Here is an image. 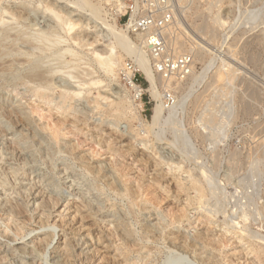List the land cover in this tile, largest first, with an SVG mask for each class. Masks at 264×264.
<instances>
[{
  "label": "rangeland",
  "instance_id": "obj_1",
  "mask_svg": "<svg viewBox=\"0 0 264 264\" xmlns=\"http://www.w3.org/2000/svg\"><path fill=\"white\" fill-rule=\"evenodd\" d=\"M49 1L56 3L46 0L47 3ZM121 1L124 4L131 2ZM31 2L0 0V50L7 49L0 62L10 58L13 60L16 56L29 60L37 57L35 59H40L45 69L51 66L53 71L50 75L56 81L53 84L57 85L49 84L42 89L46 90L44 94L51 97L48 101L50 97L41 99L29 91L34 85L20 84L22 76L32 67L29 63L17 64L6 74L0 71V207L9 209L21 206L23 211L18 216L12 214L11 208L5 214L0 208V264H264V253L260 252L264 242L248 236L242 240L241 232L229 230L223 223L227 214L231 217L233 212L243 209L249 215V220L245 223L239 220L241 226L247 225L254 233L264 236V149H261L264 147V13L258 23L255 24L253 20L255 15L264 11V0H183L181 4L178 0H172L176 17L188 32L184 37L187 44L194 42V45L205 48L203 57L195 62V71L201 74L210 66V58H214V62L211 63L210 75L204 81L193 86V80H188L179 92L175 91L176 86H173L174 90L170 89L175 99H184L190 93L193 95L179 120L178 131H168L163 140L156 138L155 131L147 132L133 118L134 112L130 110L124 112L126 114L119 125L114 116L107 118L106 113L111 108L109 104L113 100L116 103L121 101V97L115 93L120 85L128 84L124 80V73L114 77L96 65L93 53L108 49L113 42L101 27L87 25V22L83 24L80 30L85 35L82 45L71 48L69 37L60 26H56V20L50 15H45L43 32H39V38L35 41L29 20L20 23L5 18L6 22L1 21L6 7H30ZM209 4L215 14L208 11ZM105 8L111 14L118 15V9L112 3L105 5ZM125 8L126 5L119 15L121 27H126L128 22ZM203 8L207 22L211 21L209 24L212 23L213 27L216 18L223 17L225 24L217 30L216 38L210 36L214 31L200 34L192 27V23L200 25L203 22L200 15L196 16L199 13L194 14L195 9L203 11ZM74 14L79 15L73 16L74 20L84 21L87 13ZM192 18L196 19L193 21ZM235 22L239 24L236 26ZM3 30L12 32L10 35L21 34V39L14 36L6 38V31ZM28 38L37 45L34 53L27 44H23ZM75 59L80 61L76 62ZM126 64L127 68L134 65L130 60H126ZM225 65H228L227 68ZM220 67L230 69L236 74L235 79L218 87L213 84L214 89L210 88V82L214 83L212 75ZM127 68L126 71L133 73L138 71L135 66L132 68L134 70ZM74 76L78 78L73 79ZM136 79V84L144 91L138 100V104H141L138 108L140 116L149 123L155 102L147 92L149 83L140 71L136 73ZM72 80L90 83L78 87L80 83L75 84ZM94 80H100L101 84L91 85ZM192 87L195 88L191 92ZM164 90L169 91L165 88L163 94ZM62 94L71 96L73 101L63 106L59 98H55ZM128 95V101H133V94ZM195 95L196 98L202 95L200 101L195 99ZM105 96H111L110 100H103ZM96 101L102 107H98ZM211 113L219 120L220 117L224 118V122L234 120L232 116L236 115V122L232 120L230 125H234H228L227 129L223 122L217 127L208 126V132L216 133L214 139H197L195 144L202 159L191 160V156L184 155L174 145V137L178 134L188 138L196 127L204 131L198 122L204 114ZM15 114L25 120L23 118L22 122ZM228 117L231 119L228 120ZM54 135L59 139L55 140ZM259 142H263L262 145ZM200 164H205L208 174L212 173L219 186L225 189L224 197L221 196L225 216L223 213L217 216L208 213L197 203L190 182L194 180L192 178L199 180ZM259 211L263 212V217ZM126 229L132 236L129 247L120 237ZM24 246L29 254L22 253ZM126 251L130 252L127 261L123 255ZM67 253L72 255L68 256L69 260ZM211 256L215 259L212 260Z\"/></svg>",
  "mask_w": 264,
  "mask_h": 264
},
{
  "label": "bare ground",
  "instance_id": "obj_2",
  "mask_svg": "<svg viewBox=\"0 0 264 264\" xmlns=\"http://www.w3.org/2000/svg\"><path fill=\"white\" fill-rule=\"evenodd\" d=\"M24 1V0H22ZM31 4L32 6L28 7V6H22L21 8H8V9H4V16L1 17L4 20L5 18H10L12 19L13 21H19L20 23L22 21H26V20H29V23L28 25H30V28H31V35H32V39L35 41L37 40V37L39 38V34L41 33V31L43 32V26L42 24L44 25V21H45V15H50L52 16L55 20H56V26H60L63 30V33H65L66 37L68 36L69 37V41L71 42V48L72 47H77V46H80L82 45L81 42H83L82 39H84L85 35L83 34L81 30V28H83V24H85L86 22L88 23L87 25L89 24H93L95 27H101V29L103 30V32H106L110 37H111V40H113V42L109 45L108 49L106 50H103L101 49V51H97V52H94V56L96 58V65L102 69V70H105L107 71L109 74L113 75L114 77L115 76H118V74H123V77H124V80L125 82H127L128 86L125 85V86H121L119 87V89L117 90L118 92L115 93L116 95H119L121 97V101L116 103V101L114 102L113 100V103L109 104V106H111V108H109L110 110L108 111V113H106L108 117H111V116H114L115 117V121H116V124L119 125L122 121H123V117L125 116L126 113H124L125 111H128L130 110L134 116L133 118L134 119H137L140 124H142L144 126V128L147 130V132H153L155 131V136L157 139L159 140H163L165 139L164 136H166L165 134L170 131V130H175L176 128H179V124H180V121L181 120L180 118L184 115L185 113V110H186V106L191 102V95H193V93H190V95H188L187 97H185L184 99H180V98H176V103L173 107H167V105L165 104V96L163 94V89H172L175 91H178L181 90V88L183 87V85L186 83V82H180L178 80H176L175 78H171V79H165L163 76H161L155 66H154V60H153V56L150 52V48H149V43H148V39H147V36L145 33H142L140 31H137L136 29H134L133 27V16H132V19L131 21L126 25V27H121L120 24H119V15L121 14V12H123V9L125 7V4L123 1L121 0H98V2L96 1H91V0H52V1H55L56 3L53 4V2L49 1V3L46 2V0H31ZM48 1V0H47ZM186 1V0H184ZM190 1V0H189ZM193 1V0H192ZM195 1V0H194ZM200 1V0H198ZM216 1V0H215ZM178 2L181 4L183 3V0H178ZM214 2V1H212ZM220 2V1H218ZM217 2V3H218ZM34 3V4H33ZM38 3V4H37ZM114 5L115 8L118 9V15H113L111 14L107 8H105V5H109L111 4ZM188 3V2H187ZM194 3V2H193ZM192 3V4H193ZM207 3V1H206ZM210 3V2H209ZM215 3V2H214ZM214 3H211V4H214ZM66 5V6H60V5ZM211 4L210 7H208V11L209 12H212L213 8L211 9ZM16 5V4H15ZM27 5H28V2H27ZM57 5V6H56ZM195 5V4H194ZM198 5V4H196ZM216 5V4H215ZM19 6V5H18ZM193 6V5H192ZM202 6V5H201ZM213 6V5H212ZM15 7V6H14ZM181 7V6H180ZM194 7V6H193ZM196 7V6H195ZM194 7V8H195ZM199 7V5L197 6V8ZM217 6H215L214 9H216ZM2 9V8H1ZM187 9V8H186ZM201 9V8H200ZM200 9L196 10L195 13H199L198 15L196 16H201V20H203V22L199 25H196V23H192V27L195 28V30L200 33V34H207V33H212L214 31L213 34H211L210 36L213 38L216 36L217 33V30L219 29V27H224L222 26V24H225L224 23V20L222 21V18L223 17H220L218 16L216 18V21L214 19V23H215V26L213 27V24L211 23V25L207 22L206 19V14H205V9L203 11H200ZM188 10L190 11L191 10V7H188ZM202 10V9H201ZM192 11V10H191ZM87 13L86 14V17L84 18V21L83 19H79V20H74L73 19V16H79V15H76L74 13ZM186 12V11H185ZM214 12V11H213ZM212 12V13H213ZM221 12V11H219ZM187 13V12H186ZM186 13H184L185 15H187ZM264 11H260V14H256L257 15H252L254 16L253 17V20L255 21V24L256 22L258 23V20L260 19V16L261 14H263ZM193 14V13H191ZM215 14V12H214ZM253 14V13H251ZM3 15V14H2ZM184 15V16H185ZM264 15V14H263ZM84 15L81 16V18H83ZM251 16V17H252ZM44 18V20L42 21V19ZM46 18L48 19V17L46 16ZM189 18H190V15H189ZM198 18V17H196ZM195 18V19H196ZM78 19V18H77ZM187 19V18H185ZM184 19V20H185ZM193 19V18H192ZM193 19V21L195 20ZM239 19V18H237ZM263 19V18H262ZM5 21V20H4ZM182 21V20H181ZM186 21V20H185ZM198 21V20H197ZM261 21V20H259ZM6 22V21H5ZM28 22V21H27ZM51 22V21H50ZM184 22V21H183ZM213 22V20H212ZM227 22V21H226ZM237 22V21H236ZM235 22V24H236ZM251 22V21H250ZM11 23V22H10ZM47 23V22H45ZM185 23V22H184ZM1 24V23H0ZM23 24V23H22ZM239 24V22L236 24V26ZM245 24V23H244ZM253 24V22H252ZM17 25V24H16ZM55 26V25H54ZM55 26V28H56ZM86 26V25H85ZM235 26V25H234ZM255 26V25H254ZM190 27V28H192ZM2 28V27H1ZM19 28V27H18ZM58 28V27H57ZM90 28V27H89ZM187 28V27H186ZM212 28V31L210 30ZM233 28V27H232ZM59 29V28H58ZM184 29V26L183 24L181 25V22L179 21V19H177L176 17V21L175 23H173L172 25L166 27L165 31H164V34L166 35V38H167V47L170 49V53L172 52L173 54L177 55V56H180V55H186V54H191L193 55L194 57V60L195 62L203 57V55L205 54L204 50L205 48L201 47V46H196L194 45L193 43H190L189 45L187 44V42L185 41L184 37L185 36V32L188 33L185 29V31L183 30ZM193 29V28H192ZM191 29V30H192ZM231 29V27H230ZM13 30V29H12ZM15 30V29H14ZM24 30V29H23ZM29 30V29H28ZM27 30V31H28ZM98 30V29H96ZM223 30V29H222ZM233 30V29H231ZM3 31H6V30H3ZM178 31V32H177ZM219 31V30H218ZM40 32V33H39ZM222 32V31H221ZM24 33V32H23ZM38 33V35L36 34ZM195 33V32H194ZM4 34V33H3ZM12 34V32L10 33L9 31L7 32L6 31V38L7 37H16V39L20 38L22 35L21 34H18L17 36L16 35H10ZM30 34V33H29ZM51 34V33H49ZM61 34V33H60ZM225 34V33H224ZM29 35V36H31ZM46 35V34H45ZM59 35V34H58ZM96 35V34H95ZM188 35V34H186ZM43 33H42V36L43 37ZM56 36V34H55ZM60 36V35H59ZM189 36V35H188ZM187 36V37H188ZM218 36V34H217ZM31 38V37H30ZM61 38V37H60ZM193 38V37H191ZM214 38V39H215ZM9 39V38H8ZM21 39V38H20ZM25 39V38H24ZM32 39H29L27 41H24L23 44H27L28 47L30 49H33V53L34 51L36 50L37 48V45L34 43V41H32ZM44 39V38H43ZM109 39V38H108ZM210 39V38H209ZM213 39V40H214ZM7 40V39H6ZM58 40H59V37H58ZM61 40V39H60ZM190 40V38H189ZM5 41V40H3ZM10 41V40H8ZM18 41V40H17ZM44 41V40H43ZM57 41V40H56ZM63 41V39H62ZM193 41V40H192ZM191 41V42H192ZM196 41V40H194ZM2 42V41H1ZM16 42V41H15ZM19 42V41H18ZM39 42H40V39H39ZM65 42V41H64ZM4 44V42H2ZM1 43V44H2ZM17 43V42H16ZM14 43V44H16ZM42 43V42H40ZM58 43V42H57ZM61 43V42H60ZM8 44V42H7ZM6 44V45H7ZM10 44V43H9ZM8 44V45H9ZM59 44V43H58ZM67 44L69 45V43L67 42ZM86 44V43H85ZM54 45V44H53ZM63 46V45H62ZM61 46V47H62ZM84 46V45H83ZM10 47V46H9ZM12 47V46H11ZM21 47V46H20ZM19 47V48H20ZM205 47V46H204ZM1 48V47H0ZM7 48V47H6ZM15 49L16 46L14 47ZM24 48V47H23ZM56 48V47H55ZM60 48V47H59ZM58 48V49H59ZM70 48V49H71ZM13 49V48H12ZM11 49V50H12ZM39 49V48H38ZM51 49V48H50ZM49 49V50H50ZM66 49V48H65ZM3 50V51H2ZM0 50V57L2 56V54H4V52L6 51L7 53V49L4 50L2 49ZM11 50H8L10 51L11 53ZM18 50V49H17ZM97 50V49H95ZM22 51V50H21ZM31 51V50H30ZM37 51V50H36ZM39 51V50H38ZM60 51V50H59ZM63 51V50H62ZM12 52H14V50H12ZM18 52V51H17ZM23 52V51H22ZM57 52V51H56ZM64 52V51H63ZM72 52V50H71ZM31 53V52H30ZM66 53V51H65ZM63 53V54H65ZM74 54V52H72ZM76 53V52H75ZM12 54V53H11ZM23 54V53H21ZM41 54V53H40ZM43 54V52H42ZM58 54V52H57ZM78 54V53H77ZM28 55V54H27ZM26 55V56H27ZM33 55V54H32ZM36 55V54H35ZM61 55V54H60ZM76 55V54H75ZM210 55V54H208ZM9 56V55H7ZM6 56V57H7ZM21 56V55H20ZM42 56V55H40ZM58 56V55H57ZM69 56V55H68ZM79 56V54H78ZM77 56V57H78ZM10 57V56H9ZM17 57V56H16ZM14 59L13 57V60L10 58V60H5L4 62H0V71L5 73L8 72V71H12V67H17L15 65L17 64H21V65H24V63H29V65H31V69L26 72V74H24L22 76V83H19L21 85H27V84H31V85H34V87H32L29 91L32 93V94H35L37 95L38 97H40L41 99H48V95L44 94L43 91H46V90H43L42 89H46V87L50 85L52 86H55L57 84H53L54 80L52 78V76L50 75L52 73V69H51V66L50 68H44L42 65H41V60L40 59H35L37 57H33L32 59L33 60H29L27 57V59L25 58H16ZM44 57V55H43ZM49 57V56H48ZM51 57V56H50ZM209 57V56H208ZM212 57V56H211ZM39 58V57H38ZM46 58V57H45ZM79 58V57H78ZM31 59V58H30ZM60 59V58H59ZM69 59V57H68ZM2 60H3V57H2ZM1 60V61H2ZM43 60V59H42ZM51 60V59H49ZM76 60V59H75ZM83 60V58H82ZM126 60H130L135 66V68L140 71L145 79L147 80V82L149 83V88L147 89V92L150 94L151 98L153 99V101L155 102V106L153 108V115H152V119H151V122H144L142 119H141V116H140V111H139V107L141 104H138V100H140V96L143 92V89L142 88H139L137 85H135L132 81V78H133V72L128 70L126 71V68H127V64H126ZM202 60V59H200ZM211 60V63L214 62V58H210ZM209 60V61H210ZM52 61V60H51ZM73 61V60H72ZM77 61H80V60H76ZM94 61V60H93ZM48 62V61H47ZM74 62V61H73ZM46 63V62H45ZM211 63L209 62L210 66L209 67H206L203 72L201 74H198L195 70H193V73H192V76L190 77L189 80H193V86L194 84H199L202 80L204 81L205 78H207L209 75H210V68H211ZM48 64V63H47ZM46 64V66H47ZM66 64V63H65ZM195 64V63H194ZM44 65V64H43ZM63 65V64H62ZM79 65V64H77ZM76 65V66H77ZM196 65V64H195ZM230 65V64H228ZM228 65H225V67L227 68ZM45 66V67H46ZM19 67V66H18ZM29 67V66H28ZM61 66H59L58 68H60ZM223 67H224V64H223ZM196 68V67H195ZM230 68V67H229ZM27 69V68H26ZM128 69V68H127ZM234 69V68H232ZM59 70V69H58ZM93 70V69H92ZM18 71V70H17ZM24 71V70H23ZM56 71V70H55ZM233 71V70H232ZM15 72V70H14ZM61 71H58V73H60ZM64 72V71H63ZM235 72V71H234ZM10 73V72H9ZM19 73V72H18ZM17 73V74H18ZM54 73V72H53ZM93 73V72H92ZM95 73V72H94ZM236 73V72H235ZM49 74V75H48ZM88 74V73H87ZM234 73L231 72L230 69L228 70H223V68H218L214 75H212V77L214 76V83L210 82L211 84L209 85L210 88L213 87V84L214 86L218 87L221 83H225L226 81L229 82L232 78H234V75H232ZM53 75V74H52ZM61 75V74H59ZM56 76V75H54ZM1 77V76H0ZM9 77V75L7 76ZM71 77V76H70ZM113 77V78H114ZM10 78V77H9ZM73 79H77L78 77H72ZM82 78V76L80 77ZM86 78V76H85ZM117 78V77H116ZM235 79V78H234ZM234 79L232 81H234ZM7 80V79H6ZM79 80V79H78ZM191 80V82H192ZM5 81V79H4ZM74 81V80H72ZM80 81V80H79ZM75 82V81H74ZM85 81H82V82H75V84L77 83H80L78 87L82 86V85H86V84H89V83H84ZM188 82V81H187ZM6 83V82H5ZM8 83V82H7ZM56 83V81L54 82ZM232 83V82H231ZM101 84V81L98 80V81H93L91 85H94V86H97ZM123 84V83H122ZM187 84V83H186ZM229 84V83H228ZM3 85V84H2ZM19 85V84H18ZM36 85V86H35ZM118 85V84H117ZM222 85V84H221ZM231 85V84H230ZM5 86V85H4ZM29 86V85H28ZM173 86H176V88L173 89ZM192 86V85H191ZM207 86V88L209 87ZM3 87V86H2ZM51 87V86H50ZM130 87V88H129ZM215 87V88H216ZM8 88V87H7ZM11 88V87H10ZM52 88V87H51ZM118 88V87H117ZM195 88V87H194ZM194 88L192 87V90L191 92L194 90ZM208 88V89H210ZM15 89V88H14ZM19 89V88H18ZM48 89V88H47ZM50 89V88H49ZM53 89V88H52ZM77 89V88H76ZM214 89V87H213ZM212 89V90H213ZM1 90V89H0ZM2 91V90H1ZM48 91V90H47ZM174 91V92H175ZM184 91V90H183ZM211 91V90H209ZM227 91V90H226ZM171 92V91H170ZM173 92V91H172ZM182 92V91H181ZM80 92H76L75 94H79ZM131 96L132 95V98H133V101H128V97L129 95ZM173 94V93H172ZM178 94V93H177ZM176 94V95H177ZM180 94V93H179ZM125 95V97H123ZM175 95V96H176ZM99 97H102L100 94H99ZM110 97L111 96H105L103 97L102 99L103 100H110ZM177 97V96H176ZM198 97V96H197ZM55 98H59V101L60 103L65 106V104L67 103H71L73 101V98L70 96H64L62 94V96H59V97H55ZM54 98V99H55ZM191 98V99H190ZM202 98V95L200 98H196V95H195V99H199L198 101H200V99ZM51 97L49 98L48 101H50ZM53 99V100H54ZM117 99V98H116ZM97 100V99H96ZM57 101V100H55ZM195 101V100H194ZM90 103V102H89ZM92 103V102H91ZM96 105L98 107H102L101 103L96 101L95 102ZM115 103V104H114ZM196 104V102H195ZM60 105V104H59ZM61 106V105H60ZM67 106V105H66ZM197 106V105H196ZM21 107V105H20ZM19 107V108H20ZM16 108V107H15ZM97 108V107H96ZM10 109V108H9ZM6 110V109H5ZM10 111V110H9ZM20 111V110H19ZM22 111V110H21ZM24 111V110H23ZM4 112V110H3ZM6 112V111H5ZM13 114L16 113L15 111H12ZM8 113V112H7ZM6 113V115H8ZM24 113V112H23ZM26 113V112H25ZM17 114H19V112H17ZM15 114V115H17ZM22 114V113H21ZM212 114V113H211ZM211 114H207L200 118L201 120H199L198 123L201 124V126L203 127L202 129H204V131L201 132V129L196 127L195 130H193V133H192V136L188 137V138H183L181 136H179L177 133V137L175 136L174 137V145L184 154V155H187L188 157H192L190 158L191 160H197L202 159V154L200 153L197 145L195 144L196 140L197 139H200L202 138L203 141H208V138L211 137L210 140H212L213 138V135H215L212 131H209L208 132V126H216L217 127V124H220V123H225L223 125L226 129H227V126L230 125L231 121L233 119H231L232 117H234V120H235V116L236 115H233L230 119L231 121H227L224 122L222 121V119L224 118H221L220 117V120L217 118L218 116H215V115H211ZM13 115V116H15ZM26 115V114H24ZM22 116V115H21ZM29 116V115H28ZM28 116H26L28 118ZM17 117H19L17 115ZM228 117V120H230ZM237 117V116H236ZM24 117H22L23 119ZM106 118V119H107ZM19 119H21L19 117ZM21 119V120H22ZM226 119V117H225ZM237 119V118H236ZM25 120V118H24ZM22 120V122L24 121ZM105 120V119H104ZM233 120V122H234ZM18 121V120H17ZM16 121V122H17ZM15 122V121H14ZM21 122V121H20ZM27 122V121H26ZM236 122V120H235ZM222 123V124H223ZM15 124V123H14ZM25 124V123H24ZM198 124V126L200 125ZM221 124V125H222ZM231 125H234V123H232ZM230 125V126H231ZM220 126V125H219ZM223 126H221L222 128H224ZM229 126V128H230ZM28 127V126H26ZM200 127V126H199ZM173 128V129H172ZM228 128V129H229ZM232 128V127H231ZM230 128V129H231ZM210 129V128H209ZM157 130V132H156ZM181 130V129H179ZM224 130V129H223ZM176 131H178V129H176ZM182 131V130H181ZM226 132H228V130H225ZM224 131V134L225 136H227V134L225 133ZM180 132V131H179ZM204 132V133H203ZM220 132V131H219ZM57 133V132H56ZM218 134V133H217ZM53 135V134H51ZM58 135V134H57ZM57 135H54L55 137V140L56 139H59ZM217 136V135H216ZM219 136V135H218ZM224 136V138H225ZM264 136V134H263ZM262 137V136H261ZM214 139V138H213ZM219 139V138H218ZM209 140V141H210ZM258 141V140H257ZM262 141V140H261ZM264 141V139H263ZM261 143V142H259ZM263 143V142H262ZM261 143V145H262ZM216 144H214V151L216 150ZM257 144V143H256ZM260 145V144H259ZM258 145H256L255 147H257ZM264 146V144H263ZM15 147V146H14ZM261 148V147H260ZM261 149H264L261 148ZM15 150V149H14ZM254 151V149H252ZM257 151V150H256ZM264 151V150H263ZM73 152V151H72ZM213 152V151H212ZM260 152V151H259ZM215 153V152H214ZM241 152H239V155ZM237 154V153H236ZM235 155V154H234ZM243 155V154H242ZM250 155V154H249ZM233 156V154L231 155ZM237 157V156H236ZM240 157V156H239ZM238 157V158H239ZM242 157V156H241ZM234 158V157H233ZM198 164V162H197ZM205 164H200L199 165V171H200V178L199 180L197 178H192L193 175H192V180L190 182L191 184V189L192 191L195 192L196 194V200H197V203L198 205L203 209L205 210L206 212L208 213H212L213 215L217 216L218 214L220 213H223V215L225 216V212H223V199L221 200V196L224 195L225 193V189L222 188L221 186H219L218 182L216 181L215 178H213L211 176V174L209 175L208 174V170H207V166L204 167ZM198 167V166H197ZM90 170V168H89ZM262 173V172H261ZM215 177V176H214ZM197 179V180H196ZM115 186V185H114ZM117 187V185H116ZM119 189V188H118ZM120 191V190H119ZM224 197V196H223ZM226 197V196H225ZM227 198H229L227 196ZM231 198V197H230ZM232 199V198H231ZM230 200V199H229ZM233 200V199H232ZM46 201V199H45ZM225 201V200H224ZM44 202V201H43ZM48 202V201H47ZM240 202V201H239ZM230 203V202H229ZM245 203V202H244ZM227 204V203H226ZM231 204V203H230ZM235 204V203H234ZM6 205V204H5ZM13 205V204H11ZM49 205V204H47ZM232 205V204H231ZM240 205V204H239ZM246 205V204H245ZM1 206V205H0ZM43 206V205H42ZM3 207V205H2ZM13 207V206H12ZM1 208V207H0ZM11 208V207H10ZM9 208V209H10ZM234 208V207H233ZM238 208V207H237ZM5 214V212L9 211L8 207L7 208H1ZM227 209V208H226ZM235 209V208H234ZM238 210V209H237ZM10 211L12 212V214H16V215H20L23 213L22 211V208L21 206H15L14 208H11ZM9 211V212H10ZM239 211V210H238ZM235 211L233 212L234 215L233 216H229V214H227L229 217H227L226 215V218H224L225 220H223V223L224 225L227 227V229H232V230H237V232H241L240 235L241 236V239L243 240L244 237L248 236L250 239H259L260 242H264V236H262L261 234L259 233H254V231H251L252 229H250V227L248 228L247 225H242L241 226V221L239 222V220H242L243 223H245V221L249 220L247 214L245 211H243V209L241 211ZM26 212V211H25ZM227 212V211H226ZM260 214L262 215V211H259ZM258 212V213H259ZM262 212V213H261ZM231 213V214H233ZM259 214V217L261 216ZM18 215V216H19ZM263 217V215H262ZM261 217V218H262ZM261 218H259L261 220ZM264 220V218H262ZM262 221V220H261ZM122 224V223H121ZM120 225V224H119ZM123 225V224H122ZM118 228V227H117ZM127 228V226H126ZM125 229V228H124ZM128 229V228H127ZM126 229V230H127ZM117 230V229H116ZM149 230V229H148ZM125 233L123 235H120V237L123 238L124 242L127 243L128 247L129 245H131L130 243V240H131V233L125 230H123ZM119 232V231H117ZM145 233V232H144ZM146 236V235H144ZM149 236V235H147ZM145 238V237H144ZM178 238V237H176ZM185 239V238H184ZM188 240V239H187ZM199 240V238H198ZM70 241V240H69ZM195 241V240H194ZM201 241V240H200ZM199 241V242H200ZM123 242V243H124ZM187 242V241H186ZM197 241H195L196 243ZM204 242V241H203ZM202 242V243H203ZM211 242V241H210ZM73 244V243H72ZM136 244V243H135ZM69 245V244H68ZM126 245V249L128 248ZM133 245V243H132ZM197 245V244H196ZM207 245H211V243H208ZM214 245V244H212ZM261 245V244H260ZM262 248L260 247V252L263 251L264 253V243L262 244ZM138 246V245H136ZM204 246V245H203ZM216 246V245H215ZM131 247V246H130ZM135 247V246H133ZM139 247V246H138ZM141 247V246H140ZM207 247V246H206ZM68 248V247H67ZM137 248V247H136ZM185 248V247H184ZM196 248V247H195ZM204 248V247H203ZM212 248H215L214 246ZM134 249V248H133ZM139 249V248H138ZM149 249V248H148ZM20 250V249H19ZM129 250V249H127ZM131 250V249H130ZM205 250V249H204ZM203 250V251H204ZM216 250V249H215ZM21 251V250H20ZM22 253L24 254H29V250L27 247L24 246V248H22ZM70 251V250H69ZM125 251V250H124ZM136 252V251H135ZM142 252V251H141ZM37 254V252H35ZM124 253V252H123ZM140 253V252H138ZM32 254V253H31ZM67 259H68V256L71 255L69 253H67ZM73 254V253H72ZM132 254V253H131ZM212 254V253H211ZM124 257H125V260L127 261V259L130 257V252L129 251H126L125 254H123ZM66 256V254H65ZM64 256V257H65ZM72 256V255H71ZM216 256V255H215ZM74 257V256H73ZM212 260L213 258L215 259L214 256H211ZM120 258V257H119ZM118 258V259H119ZM70 259V258H69ZM68 259V260H69ZM117 259V258H116ZM209 259V260H211ZM208 260V261H209ZM1 261V260H0ZM65 261V260H64ZM176 261V260H175ZM116 262V260H115ZM205 262V261H203ZM65 263V262H64ZM118 263V262H116ZM213 263V262H212ZM123 264V263H122ZM172 264H174L172 262ZM213 264H216L215 262ZM217 264H220V263H217Z\"/></svg>",
  "mask_w": 264,
  "mask_h": 264
},
{
  "label": "built area",
  "instance_id": "obj_3",
  "mask_svg": "<svg viewBox=\"0 0 264 264\" xmlns=\"http://www.w3.org/2000/svg\"><path fill=\"white\" fill-rule=\"evenodd\" d=\"M125 5V15H128L127 24L133 16L134 29L147 36L157 72L165 79L175 78L180 82H187L195 70L194 57L191 54L177 56L170 53L164 34L166 27L176 21L175 6L172 0H131L129 4L125 3ZM132 68L133 66L128 65V69ZM136 73L138 71L132 78L135 85H137ZM164 96L167 107H173L176 100L170 91L164 90Z\"/></svg>",
  "mask_w": 264,
  "mask_h": 264
}]
</instances>
